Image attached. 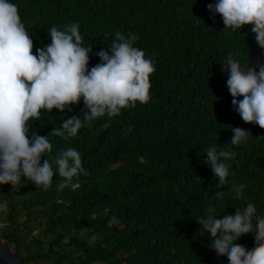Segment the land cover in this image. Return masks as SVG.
<instances>
[{
	"label": "trees",
	"instance_id": "obj_1",
	"mask_svg": "<svg viewBox=\"0 0 264 264\" xmlns=\"http://www.w3.org/2000/svg\"><path fill=\"white\" fill-rule=\"evenodd\" d=\"M36 49L50 44L48 30L78 23L91 46L89 69L100 63L116 33L137 37L151 59V99L98 119L65 140L55 128L83 118V100L72 110H42L31 132L48 137L55 168L62 150L75 148L87 175L57 190L58 173L44 190L27 178L0 185V245L22 264H225L201 234L197 219L215 207L217 218L252 203L264 216V125L244 122L232 105L223 62L230 53L252 67L264 62L252 25L223 31L207 5L216 0H12ZM239 99H243L240 97ZM108 123V127L103 125ZM247 129L246 144L231 146V128ZM213 145L235 152L222 201L207 159ZM46 159V157L42 158ZM240 185L239 194L230 191ZM118 223L109 227L108 221ZM255 229L237 234L253 247Z\"/></svg>",
	"mask_w": 264,
	"mask_h": 264
},
{
	"label": "clouds",
	"instance_id": "obj_2",
	"mask_svg": "<svg viewBox=\"0 0 264 264\" xmlns=\"http://www.w3.org/2000/svg\"><path fill=\"white\" fill-rule=\"evenodd\" d=\"M212 18L219 14L225 29L241 32L245 25L261 49H264V0H216L207 5ZM50 44L36 49L21 20L18 6L12 0H0V185L15 186L27 178L36 188L47 190L58 173L62 178L57 190L76 186L80 175H87L78 150L68 147L55 159V168L47 156L53 145L49 136L31 132L29 122L38 120L41 111L51 113L71 111L81 100L85 106L83 118L70 117L52 133L69 140L82 128L102 117H117L123 109L147 104L150 99V76L155 71L151 59L135 47L137 37L116 33V37L98 55L100 63L89 69L91 46H85L80 25L48 30ZM223 64L227 73V87L233 97L234 110L246 123L264 125V62L252 67L230 53ZM243 97V99H239ZM109 125L105 123L104 128ZM231 146L246 144L247 129L231 128ZM205 164L218 180L214 198L222 201V189L229 185L231 164L235 152L213 145L205 151ZM46 157V159L42 158ZM230 191L239 194L240 185L231 183ZM253 205L245 200L241 207L217 218L215 207H209L203 218L201 234H210V247L223 255L225 264H264V216L251 214ZM118 223L108 221L109 227ZM254 228L253 247L237 241L241 231Z\"/></svg>",
	"mask_w": 264,
	"mask_h": 264
},
{
	"label": "water",
	"instance_id": "obj_3",
	"mask_svg": "<svg viewBox=\"0 0 264 264\" xmlns=\"http://www.w3.org/2000/svg\"><path fill=\"white\" fill-rule=\"evenodd\" d=\"M0 264H22L17 255L7 246L0 245Z\"/></svg>",
	"mask_w": 264,
	"mask_h": 264
}]
</instances>
